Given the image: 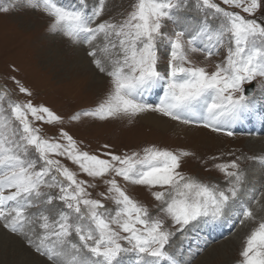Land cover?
I'll use <instances>...</instances> for the list:
<instances>
[{"label":"snow or ice","instance_id":"obj_1","mask_svg":"<svg viewBox=\"0 0 264 264\" xmlns=\"http://www.w3.org/2000/svg\"><path fill=\"white\" fill-rule=\"evenodd\" d=\"M18 2L46 15L51 33L86 45L94 66L108 78L101 102L71 121L131 122L157 113L231 137V129L254 111L256 87L250 95L245 85L257 81L264 94V0H194V10L203 17L200 26L181 25L170 32L167 22H178L177 13L188 8V0H134L120 19L107 15V0H96L91 9L88 0L70 5L59 0ZM209 19L218 21L214 30ZM201 37L209 41L205 47L197 44ZM220 48L226 55L212 71L191 59L192 53L201 52L210 60ZM15 83L20 93L32 95ZM158 88L163 89L159 102L148 103L146 95ZM9 96L10 90L0 87V222L50 264H122L126 255L134 264H177L168 251L176 233L185 234L202 219L215 221L237 211L233 202L246 182L239 157L214 165L226 178L221 187L179 170L182 159L194 155L187 151L150 146L142 152L93 154L62 128L59 139L42 133L35 122L65 123L48 107ZM60 158L91 179H79ZM117 178L154 190L158 213L152 215L132 198ZM97 182L106 186L97 193L102 199L89 190L97 189ZM104 200H111L115 210L106 208ZM54 201L57 206L46 207ZM254 203L264 210L261 200L254 198ZM239 214L241 223L256 225L245 237L240 264H264V216L258 218L251 206Z\"/></svg>","mask_w":264,"mask_h":264},{"label":"rangeland","instance_id":"obj_2","mask_svg":"<svg viewBox=\"0 0 264 264\" xmlns=\"http://www.w3.org/2000/svg\"><path fill=\"white\" fill-rule=\"evenodd\" d=\"M59 2L70 5L76 3L77 0H59ZM95 3L96 0H88L89 9ZM132 3L134 0H107V15L120 19V13L126 14L130 11ZM193 3L194 0H188V8L177 13L178 22L175 24L167 22L168 27L165 30L170 32L181 25H191L193 29L198 28L203 17L194 10ZM10 4L16 6L8 12L0 10V87L6 86L10 90V99L31 100L34 105L46 106L63 118L65 121L63 125L35 122L41 127L45 136L59 139V130L62 128L79 142L81 148L98 155L102 151H111L116 154L142 152L144 148L150 146L175 153L181 151L196 153L195 149L191 148V151L187 149L193 143L185 141L187 138L185 135H178L173 130L165 132L155 129L153 125L143 121L140 116L131 122L127 119L100 121L90 117H82L80 121H71L70 118L76 113L94 109L101 102L109 88L108 78L99 73L95 66L92 71L93 76L88 75V71L82 68L92 63L91 58L86 54V45L72 44L61 34L51 33L48 30L49 18L40 11L23 7L18 0H0V9ZM230 10L239 11L238 9ZM209 24L214 30L218 21L209 19ZM208 43L206 37H201L197 41L199 47H205ZM166 48V45L163 46L165 55ZM225 55V49L220 48L219 55H214L210 60H206L201 52L192 53L191 59L201 66L206 65L209 71H212L215 64L221 62ZM80 68L84 71L83 74L78 73ZM15 81H19L21 85L28 88L32 95L29 97L20 93ZM251 85L256 87L255 96L252 97L254 111L231 129L235 135L230 137L233 146L229 151H223L222 156L214 160L208 159L207 156L203 157L205 154L199 150L198 152L203 155L184 157L179 170L186 176L194 177L204 183L219 184L225 187L226 178L214 165L236 160L239 157L238 162L241 164V169L253 173L252 179H258L257 182L261 180V184L246 181L238 200L233 202L236 212L215 221L202 219L195 222V226H189L191 230H186L185 234L176 233L168 251L175 257L177 264H198L210 248L234 236L236 241L226 242L223 250L217 254L209 253L208 258L199 264H240L242 259L240 253L245 237L256 225L251 221L241 223L242 217L239 213L243 207L251 206L257 212L258 218L264 216V210H258L259 207L255 209L256 204L254 203V198L260 200L261 193H264V153L260 154L263 155L262 158L256 157L264 150V144L258 143L254 146L246 144L247 141L255 138L264 140V94L257 81ZM251 85H245V88ZM162 95L163 89L158 88L147 94L145 99L148 103L156 104ZM4 107H7L6 101ZM191 126L197 129L203 128L197 125ZM133 135L138 138L134 140ZM105 144L110 148L104 149ZM250 148H254L255 153H252ZM60 159L78 173L79 179H91L79 172L77 165L63 158ZM117 179L120 180V178ZM120 183L126 187L132 198L146 205L152 215L158 213L157 204L159 202L155 201L152 196L154 190H149L144 186L125 185L122 180ZM101 189L105 191L106 186L98 184L97 189L89 190L92 191L93 198L102 199L97 195ZM256 189L257 193L254 194ZM103 202L106 208L115 210L116 206L111 200ZM57 204L58 202L54 201L53 205L46 207H55ZM59 206L62 207V205ZM32 211H37V209H32ZM6 259L10 260L9 264H50L46 258L29 247L23 237L11 233L0 222V264H8ZM122 264H134V258L126 255L122 259Z\"/></svg>","mask_w":264,"mask_h":264},{"label":"bare ground","instance_id":"obj_3","mask_svg":"<svg viewBox=\"0 0 264 264\" xmlns=\"http://www.w3.org/2000/svg\"><path fill=\"white\" fill-rule=\"evenodd\" d=\"M88 66H89V68H88ZM82 68H84L85 71H88V75L93 76L92 71H93L94 65L92 63H90L86 67H82ZM78 73L79 74H83L84 71H82L81 68H80ZM1 87H3V86H1ZM12 90L16 92V90H14V89H12ZM140 118L143 121H145L146 123H149L150 125H153L155 127V129H158V130H161V131H165V132L173 130V131H176L174 133H176L178 135H185L187 137L185 141H190V142L193 143L192 146L187 147V149L189 151H191L192 149H195L194 151H196V153L194 155L196 157H200L203 154H205V155H203V157L207 156L208 159H213V157H220V156H222V152L223 151H229L230 147L233 146V144L231 143L232 139L229 136H226V135L221 134V133H214V132H211L208 129H203V128H198L197 129V128L191 126V125H184V124H181L179 122L172 121L171 119H169L167 117H164V116H162L160 114H157V113H146V114L141 115ZM111 127H112V125H111ZM113 133H111V134H113ZM113 135H115V133ZM107 136H108V134H107ZM135 138L137 139L138 137L133 135V139L134 140H135ZM258 143L264 144V140L259 139V138H255L254 140H249V141L246 142V144H250V146L251 145L254 146V144H258ZM250 149H251L252 153H255V149L254 148H250ZM199 150H201L203 152V154L201 152H198ZM261 153H264V150L262 152H260L259 154H257L256 157L257 158H260V157L262 158L263 155L261 156L260 155ZM243 171L245 173V181H254L256 183L261 184L260 183L261 180L259 182H257L258 179L257 180L256 179H252V177H254L253 173L248 172L247 170H243ZM101 191H102V189H101ZM256 193H257V189H256L254 194H256ZM260 200H261V203H262V201H264V196H262ZM258 207L259 206L256 205L255 209L258 208ZM222 228L224 229L223 226H222ZM222 228H220V231H222ZM234 237L232 239H228V241H226V242L230 243V242L236 241L234 239ZM6 242H4V243H6ZM226 242L220 243V244L210 248V250L204 255V257L202 256L203 258H201L199 261L200 262L205 261L208 258V256H209L208 254L209 253H212V254L219 253L220 250L224 249L223 247L225 246ZM215 256H217V255H215ZM6 260H5L6 263L9 264L8 261H10V260H8V259H6ZM200 262H198V264Z\"/></svg>","mask_w":264,"mask_h":264},{"label":"water","instance_id":"obj_4","mask_svg":"<svg viewBox=\"0 0 264 264\" xmlns=\"http://www.w3.org/2000/svg\"><path fill=\"white\" fill-rule=\"evenodd\" d=\"M255 85H251L250 87H247L246 89H249V94L251 95V89L254 87Z\"/></svg>","mask_w":264,"mask_h":264}]
</instances>
